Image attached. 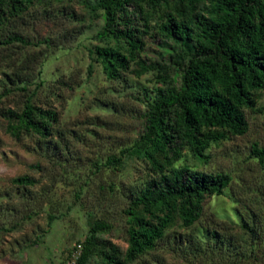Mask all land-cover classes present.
Instances as JSON below:
<instances>
[{
    "label": "rangeland",
    "instance_id": "374dc122",
    "mask_svg": "<svg viewBox=\"0 0 264 264\" xmlns=\"http://www.w3.org/2000/svg\"><path fill=\"white\" fill-rule=\"evenodd\" d=\"M182 5L171 0L145 19L136 14L142 48L114 79L95 54L96 47L118 46L100 34L105 18L97 0H34L0 24V264H76L95 224L105 228L94 234L86 264H105L104 255L123 260L132 200L182 166L226 174L231 182L221 195L205 198L192 226L176 220L153 250L128 264H264V163L250 155L252 144L264 147V89L257 100L261 112L245 111V134L211 143L205 159L183 143L180 158L162 172L125 153L143 132L157 75L166 72L167 85L178 86L173 58L179 45L159 26L169 13L186 20L191 12ZM13 37L21 41L7 44ZM140 63L151 70L137 74ZM26 103L53 113L47 137L7 119ZM110 156L120 161L109 165ZM18 177L33 184L18 186ZM17 216L20 224L12 230L5 219Z\"/></svg>",
    "mask_w": 264,
    "mask_h": 264
},
{
    "label": "trees",
    "instance_id": "16d2710c",
    "mask_svg": "<svg viewBox=\"0 0 264 264\" xmlns=\"http://www.w3.org/2000/svg\"><path fill=\"white\" fill-rule=\"evenodd\" d=\"M33 1L0 0V24L6 17L14 18L23 13ZM179 1L191 14L186 20L177 21L169 13L159 26L166 39L179 45L180 53L173 58L178 86L167 85L171 77L166 72L157 75L158 85L144 116L143 132L135 145L125 151L147 159L162 172L171 161L180 158L183 143L195 157L205 159L204 152L211 143L225 139L226 134L244 135L247 131L245 111L261 112L257 100L264 89V0H208V5L203 4L204 0ZM170 2L97 0L105 18L100 34L113 37L118 44L115 48H95L96 58L108 78H119L142 48L136 36L139 30L134 22L139 19L136 14L145 19L150 9L167 7ZM16 41L21 40L8 38L7 44ZM139 66L137 74L151 70L144 63ZM6 116L9 121L18 120L26 132L42 137H47L54 121L53 113L27 103L21 113L8 111ZM250 155L264 163V147L257 143L250 147ZM119 161L110 156L107 164ZM230 182L229 175H208L186 166L169 170L132 200L127 215L133 217V224L126 230L128 247L124 259L104 255L105 264H128L153 250L176 220L185 227L192 226L201 216L205 198L221 195ZM13 183L27 187L33 180L18 177ZM27 206L18 211L19 215ZM135 208L147 219L137 216ZM17 220L6 218L5 224L13 230L20 224V217ZM104 228L94 225L76 264H86L93 255L94 234Z\"/></svg>",
    "mask_w": 264,
    "mask_h": 264
}]
</instances>
